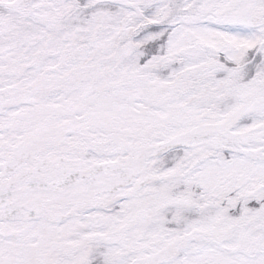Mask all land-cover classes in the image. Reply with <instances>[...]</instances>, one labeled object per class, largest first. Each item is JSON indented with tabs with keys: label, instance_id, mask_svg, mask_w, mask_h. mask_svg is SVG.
Instances as JSON below:
<instances>
[{
	"label": "snow or ice",
	"instance_id": "obj_1",
	"mask_svg": "<svg viewBox=\"0 0 264 264\" xmlns=\"http://www.w3.org/2000/svg\"><path fill=\"white\" fill-rule=\"evenodd\" d=\"M0 264H264V0H0Z\"/></svg>",
	"mask_w": 264,
	"mask_h": 264
}]
</instances>
